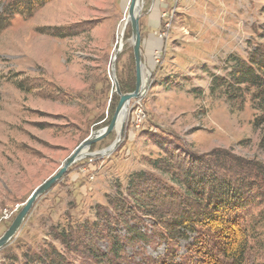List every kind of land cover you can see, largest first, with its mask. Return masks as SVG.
<instances>
[{"label":"rangeland","instance_id":"rangeland-1","mask_svg":"<svg viewBox=\"0 0 264 264\" xmlns=\"http://www.w3.org/2000/svg\"><path fill=\"white\" fill-rule=\"evenodd\" d=\"M129 2L53 0L0 29V238L32 193L92 133L110 124L120 102L110 73L121 45L116 77L123 94L135 91L134 36L131 23L126 24ZM162 3L139 1L147 86L143 98L128 106L119 144L108 155L78 161L37 200L0 250V264H25L23 255L53 248L70 264H101L82 254L83 244L107 254L104 264H208L201 250L208 243L200 239L202 246H195L197 234L188 241H164L160 227L144 219L137 227L144 241L126 238L123 217L114 215L109 202L118 190L126 194L131 174L151 171L148 160L163 156L153 136H176L200 156L225 149L264 166V124L256 121L260 113L249 98L233 106L223 89H211L214 76L228 74L224 61L233 55L245 58L248 42L259 41L255 31L264 25V0ZM3 9L0 3V14ZM150 17L158 19L156 26L148 24ZM149 35L163 44L153 55L148 53ZM118 134L114 131L88 153L110 148ZM251 208L238 214L250 233L245 264H264V196ZM100 211L115 220H98ZM86 223L99 227L73 244L79 251L71 252L57 240L63 232L81 234ZM99 228L118 232L123 242L118 257L106 234L104 240L97 234Z\"/></svg>","mask_w":264,"mask_h":264},{"label":"trees","instance_id":"trees-1","mask_svg":"<svg viewBox=\"0 0 264 264\" xmlns=\"http://www.w3.org/2000/svg\"><path fill=\"white\" fill-rule=\"evenodd\" d=\"M53 0H0L4 5L0 14V29L15 17L28 18L41 7ZM264 17V7L262 9ZM258 42L249 41L246 57L230 56L224 61L228 74L214 76L212 91L224 90L229 103L236 106L246 98L260 113L256 119L264 124V25L255 31ZM132 89V88H131ZM255 121V123H256ZM153 144L163 156L149 159L151 171H140L128 178L126 194L117 191L110 199L115 216L123 222L127 237L131 241H144L137 227L144 219L154 222L161 229L164 241H188L197 234V244L205 245L201 250L208 264H245L250 233L240 224V212L252 208V204L264 196V166L247 163L225 149H215L205 154L190 153L186 145L176 136H153ZM102 211V210H101ZM98 212V220L110 224L109 213ZM239 214V215H238ZM135 223V224H134ZM92 227L98 224L82 225L83 232L60 233L57 240L67 250L79 251L80 246L72 247L81 238H90ZM102 240L105 234L111 245V253L118 257L123 242L118 232L108 229L98 233ZM200 244V246H202ZM85 245V256L104 264L107 254L90 244ZM215 246L211 250L207 249ZM25 264H70L65 255L57 249L41 254L23 255Z\"/></svg>","mask_w":264,"mask_h":264},{"label":"water","instance_id":"water-1","mask_svg":"<svg viewBox=\"0 0 264 264\" xmlns=\"http://www.w3.org/2000/svg\"><path fill=\"white\" fill-rule=\"evenodd\" d=\"M140 0H130L128 7V18L132 25L133 36H134V57L136 60V89L133 93L123 94L120 88V84L116 77V65L115 62L122 50L121 47L116 51L113 57L111 78L115 86V93L120 97V102L116 108L115 114L111 119L110 124L102 130L96 131L91 134L81 145H79L72 155L63 163L62 167L48 180H46L42 185H40L30 196V198L23 204L22 209L18 213L16 219L14 220L8 231L0 238V250L7 246L9 242L15 237L19 229L21 228L23 222L33 209L37 200L53 189L68 173L69 169L75 165L78 161L93 157V156H103L110 154L119 144L121 138L123 137L124 123L127 117V109L131 101L142 99L145 91L147 82H144L143 66H142V34H141V8L139 6ZM151 88V86H149ZM117 131L118 138L114 144L103 151L102 153L90 154L88 153L91 147L98 142L105 140L111 133Z\"/></svg>","mask_w":264,"mask_h":264},{"label":"crops","instance_id":"crops-1","mask_svg":"<svg viewBox=\"0 0 264 264\" xmlns=\"http://www.w3.org/2000/svg\"><path fill=\"white\" fill-rule=\"evenodd\" d=\"M149 25H157L158 24V19L156 17H150L148 21ZM157 37H153L152 35H149V48H148V53L149 55H153L158 51H161L163 49V44L159 42Z\"/></svg>","mask_w":264,"mask_h":264},{"label":"built area","instance_id":"built-area-1","mask_svg":"<svg viewBox=\"0 0 264 264\" xmlns=\"http://www.w3.org/2000/svg\"><path fill=\"white\" fill-rule=\"evenodd\" d=\"M161 3L163 2V3H165L167 0H159ZM162 3V4H163ZM166 16V14H164V17Z\"/></svg>","mask_w":264,"mask_h":264},{"label":"bare ground","instance_id":"bare-ground-1","mask_svg":"<svg viewBox=\"0 0 264 264\" xmlns=\"http://www.w3.org/2000/svg\"><path fill=\"white\" fill-rule=\"evenodd\" d=\"M128 23H130L129 18H128V22H127L126 24H128ZM124 30H125V28H124ZM124 30H123V31H124ZM144 82H146L145 78H144Z\"/></svg>","mask_w":264,"mask_h":264}]
</instances>
